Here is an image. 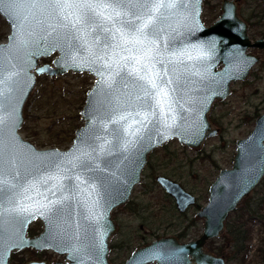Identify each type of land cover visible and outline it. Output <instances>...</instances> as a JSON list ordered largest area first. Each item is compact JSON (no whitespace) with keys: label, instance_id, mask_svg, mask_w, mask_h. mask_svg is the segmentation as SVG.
Wrapping results in <instances>:
<instances>
[{"label":"water","instance_id":"95a60500","mask_svg":"<svg viewBox=\"0 0 264 264\" xmlns=\"http://www.w3.org/2000/svg\"><path fill=\"white\" fill-rule=\"evenodd\" d=\"M203 2L177 0L166 18L154 25L162 30L163 43L157 40L160 56L151 55L164 61L155 63V71H162L167 65L169 78H178L172 85H164L168 91L177 89L171 96L179 99V103L173 105L175 110L171 114L165 107L164 96L160 97V105L144 97L140 87L144 82L137 77L142 64L136 65L134 71L130 61L122 60L127 67L109 76V57L115 62L120 57L142 56L148 47L147 42L120 46L121 35L132 34L133 25L128 23L133 19L131 13L113 16L111 22L97 16V22L83 32L79 30L81 25L75 29L71 25L60 27L57 36V32L48 34V25L67 21H61L54 8L44 6L41 12L37 11L41 6L27 2L10 4L4 0L0 4V17L9 27L6 43L0 44V71L5 75L18 73L10 85L11 104L9 94L6 93L5 99L6 109L15 106L16 125L14 128L6 125L0 133L5 144L3 172L10 180L15 177L16 200L21 206L32 205L29 212L34 213L5 212L0 233V264H9L10 254L25 248L51 250L64 258L65 263L55 264H110L107 245L116 233L112 213L129 201L141 183L149 155L173 140L198 150L207 139L218 135L219 130L209 121L211 108L230 96L233 84L248 79L261 60L248 50H264V39L251 41L248 37V26L238 15V0H221L220 15L209 27L201 18ZM13 16L20 24L18 38ZM141 23L135 20V24ZM152 27L145 31L151 33ZM152 38L150 35L149 39ZM125 48H131V53ZM54 55L50 64H40V60ZM96 68L104 70L111 86L101 84V76L93 70ZM69 72L94 78L80 111L83 125L75 131L68 149H38L20 135L25 105L37 77L55 78ZM149 112L155 113L153 123L139 136H133ZM73 153L79 157L76 166L64 160L62 167L68 178L63 179L62 190L53 194L50 189L55 182L48 177L55 175L56 164L62 158ZM263 179L264 114L256 118L246 138L235 142L230 169L220 170L209 186L207 202L196 214L202 221L200 236L187 243H180L174 236L158 238L134 250L123 264H225L224 259L208 253L205 246L223 236L228 216ZM155 182L172 199L178 212L183 213L195 204V197L179 183L163 176H157ZM49 200L60 203L51 211L39 209L35 204ZM4 204L6 208L14 206L7 199ZM36 220L42 223L43 231L38 237L27 238V229ZM87 244L94 245L96 252H91Z\"/></svg>","mask_w":264,"mask_h":264},{"label":"rangeland","instance_id":"374dc122","mask_svg":"<svg viewBox=\"0 0 264 264\" xmlns=\"http://www.w3.org/2000/svg\"><path fill=\"white\" fill-rule=\"evenodd\" d=\"M238 1V15L249 25L250 38H264V0ZM220 2L204 0L201 18L206 27L211 26L219 17ZM8 35L9 27L0 17V44L6 43ZM256 53V50L250 51V54ZM261 55L264 56V51ZM54 58L55 55L42 59L40 64H50ZM93 83L94 78L90 75L71 72L55 78L37 77L36 86L24 108L21 137L32 142L38 149H68L75 131L83 125L80 111L86 92ZM262 114L264 63L255 66L247 81L235 84L226 100L213 104L209 121L219 130L216 137L207 139L198 150L188 149L173 140L165 144L164 149L161 147L152 152L155 155L150 160V166L144 169L141 184L133 190L128 205L112 213L119 231L112 237L111 243H123L125 248L119 257L113 256L116 261L113 264H123L133 249L145 246L157 237L180 234L198 210L190 209L182 221L172 217L167 210V196L151 176H163L179 183L195 196L196 204L203 207L207 202L208 188L219 171L230 169L232 165L235 142L248 136L256 118ZM39 226L40 231L43 230L41 222L30 230L35 231ZM200 233L201 223L198 230H189L186 239L198 238ZM208 243H223V236ZM250 243L251 253L245 264H264L261 254L264 249V231L257 225L252 228ZM33 257V253L23 252L21 256H12V263L16 264L18 258L36 260ZM40 261L48 264L65 263L63 257H57L53 252L42 253ZM230 264L239 263L236 261Z\"/></svg>","mask_w":264,"mask_h":264},{"label":"snow or ice","instance_id":"6c2138e0","mask_svg":"<svg viewBox=\"0 0 264 264\" xmlns=\"http://www.w3.org/2000/svg\"><path fill=\"white\" fill-rule=\"evenodd\" d=\"M4 0H0V4H2ZM11 3H22L27 2L32 4L33 6H41L37 9V11H43L44 6L52 7L57 11V14L61 21H67V23H62L61 25H48L49 35L53 32H57V29L69 28L71 25L72 29H75L77 25H81L80 31L83 32L85 28L91 27L92 24L96 23V18L99 16L101 19H105L108 22H111L113 16L119 17L122 14L124 16H128L131 13L133 19L128 21L129 24L133 25V31L131 36L127 34H122L120 37L121 47L124 44L131 43L133 45L144 44L147 42L148 47L146 48L144 55L142 56H129V57H120V60L113 62L112 57L108 59V66L110 67L109 76L113 74H118L120 68H126L127 64H122V60L130 61L136 71L135 66L141 65L142 68L140 71H137V77L140 81L144 83L140 85L143 90L144 97H148L152 100H155L157 105L161 104L160 97H165V107L167 112L171 114L174 112V104L179 103V99H173L171 93H174L177 89L172 88L170 91L166 90L164 85H172L178 78H169L167 65L164 66L162 71H155V63L164 64L162 59L155 60L154 56H160L161 48L157 43V40L160 43H163V35L161 34L162 30H158L154 25L162 21L166 18V13L168 10L174 8L176 6L177 0H8ZM131 5V7H129ZM105 12L108 13L105 16ZM13 23L17 28L16 37L18 38L20 35V24L17 23L16 18L13 16ZM135 20H141V24H135ZM83 21V24H82ZM153 26L152 32H146L145 28ZM152 35L153 38L149 39V36ZM57 36H59V32H57ZM107 42V41H106ZM111 46V45H109ZM71 47V45H69ZM125 51L131 53V48H125ZM2 51V50H0ZM151 54H154L151 55ZM118 55V54H117ZM75 58H73L74 60ZM95 63V59L92 61ZM97 72L98 75L101 76V84L110 85L109 80L105 77L104 70L100 68L93 69ZM18 75V73L12 72L8 75H5L2 71H0V133L3 132V129L6 125L10 127H15L16 125V109L15 106H11L6 109L5 99L6 93L9 94V104H11L10 100V85L13 83V78ZM140 99V97H138ZM161 111H164V108H161ZM155 113L149 112L147 113L141 120V127L136 129L132 135L139 136V134L144 131L153 123V116ZM173 122L175 121V117H171ZM171 126V125H168ZM132 141H130L131 143ZM77 151H80L77 149ZM84 155H88L87 152L83 153ZM5 157V144L2 135H0V233L3 232V224L5 218V212H8L9 215L12 213H24L29 212L32 205L25 204L21 206L18 200H16V185L13 183L15 177L10 180L3 172V161ZM67 159L69 164L72 167H75V160H78L79 157L75 156V153L72 154L71 157L62 158L60 162L56 164V172L55 175L49 176L48 179L53 180L55 183L52 185L50 191H53L55 194V190H62L63 184L62 181L65 178H68L66 175V169L62 167L64 160ZM70 170V169H69ZM8 200L13 202L14 206L12 208H6L4 201ZM28 199H32L29 197ZM60 203L57 200H49L47 203L42 201H35V204L38 205L39 209H44L46 211H51L52 208ZM29 214H34L30 213ZM42 214H44L42 212ZM95 215V213H93ZM74 251H80V249H73ZM73 259H77L76 256Z\"/></svg>","mask_w":264,"mask_h":264},{"label":"flooded vegetation","instance_id":"af4514ba","mask_svg":"<svg viewBox=\"0 0 264 264\" xmlns=\"http://www.w3.org/2000/svg\"><path fill=\"white\" fill-rule=\"evenodd\" d=\"M204 3V2H203ZM220 15V14H219ZM218 19V18H217ZM244 21V20H243ZM246 24H247V22L246 21H244ZM247 26H248V28H249V25L247 24ZM247 34H248V37L250 38V36H249V33H248V29H247ZM259 39H264V38H259ZM259 39H254V40H252L251 38H250V40L251 41H255V40H259ZM252 50H256V49H250V50H248V52L250 53V51H252ZM257 51V53L256 54H254V55H258V56H260L261 57V60L256 64V65H262L263 63H264V56L263 55H261V52L262 51H264V50H262V51H258V50H256ZM255 65V66H256ZM255 66L252 68V70L255 68ZM251 70V71H252ZM250 74H251V72H250ZM250 76V75H249ZM249 78V77H248ZM248 80V79H247ZM246 80V81H247ZM239 83H244V82H237V83H235V84H239ZM235 84H233L232 85V87L235 85ZM231 87V88H232ZM148 162V161H147ZM146 167V166H145ZM145 169V168H144ZM143 172H144V170H143ZM142 176H143V173H142ZM141 184V183H140ZM139 184V185H140ZM138 185V186H139ZM183 188V187H182ZM184 189V188H183ZM185 190V189H184ZM186 191V190H185ZM164 193V192H163ZM165 194V193H164ZM191 194V193H190ZM193 195V194H192ZM167 196V195H166ZM168 197V196H167ZM195 197V196H194ZM169 199H171L170 197H168ZM130 201V200H129ZM129 201L124 205V207H126L127 205H128V203H129ZM171 201H172V199H171ZM173 202V201H172ZM173 205H174V202H173ZM123 207V206H122ZM174 208H175V210H176V212H177V214L179 215V217H180V220L179 221H182L181 219H183V217H185L186 216V214H187V212L190 210V209H193V208H198V210H197V212L195 213V216H194V218L191 220V221H189V222H187V224H186V226L181 230V232H180V234L178 233L177 235H167V236H174V237H176L177 239H178V241L180 242V243H187V242H189V241H193V240H195V239H197V238H195V239H191V240H187L186 239V237H187V234H188V232H189V230L190 229H196V230H198L199 229V224L201 223V230H202V221L200 220V219H198L197 217H196V214L198 213V211L202 208V207H199L197 204H196V198H195V204L193 205V206H191V207H189L188 209H186L183 213H180V212H178L177 211V209H176V207H175V205H174ZM117 210V209H116ZM231 215V214H230ZM229 215V216H230ZM229 216H228V218H229ZM228 218H227V220H228ZM112 220H113V218H112ZM114 221V220H113ZM178 221V225H179V222ZM114 223H115V225H116V233H115V235L118 233V231H119V229H118V226H117V223L114 221ZM226 224H227V221H226ZM226 224H225V227H226ZM34 225H40V220H36L35 222H33L30 226H29V228L27 229V238H34V237H38L39 235H40V233L43 231V230H41L40 231V226H39V228L38 229H36L35 231L34 230H30ZM201 234V233H200ZM200 236V235H199ZM165 237V236H164ZM179 237H181V238H179ZM159 237H157V238H155V240L156 239H158ZM149 243H147V244H145V246L146 245H148ZM88 245V244H87ZM144 246V245H143ZM142 246V247H143ZM251 243H207L206 244V251L208 252V253H210V254H212V255H214L215 257H218V258H222V259H224V261H225V264H230V263H232V262H235V261H243L244 262V264H245V262H246V260L248 259V257H249V255H250V253H251ZM88 247L90 248V251L91 252H93V253H95L96 252V247H94V245H92V244H89L88 245ZM107 247H108V250H109V254H108V262L110 263V264H113L114 262H116L115 261V259H113V256L115 255L116 257L118 256H120V254L124 251V247H123V243H111V241H110V243H108V245H107ZM141 247V246H140ZM140 247H138V248H140ZM138 248H135V249H133L131 252H130V254H129V256L131 255V253L134 251V250H136V249H138ZM87 250V249H86ZM101 250V249H100ZM89 250H87V252H88ZM23 252H27V253H33L34 254V257L33 258H35L36 260H25V259H23V258H18L17 260H16V264H27L28 262H37V263H40V255L42 254V253H46V252H53V251H51V250H44V251H36V250H33L32 248H25V249H23V250H21V251H16V252H12L11 254H10V258H9V264H14V263H12L13 262V260H12V256H14V255H17V256H21V254L23 253ZM86 252V253H87ZM53 253H55V252H53ZM92 253V254H93ZM56 254V253H55ZM97 254V253H96ZM261 254H262V257H263V261H264V249L261 251ZM57 255V254H56ZM57 257H58V255H57ZM129 258V257H128ZM127 258V259H128ZM233 258H235V260H233ZM126 259V260H127ZM125 260V261H126ZM124 261V262H125Z\"/></svg>","mask_w":264,"mask_h":264},{"label":"trees","instance_id":"16d2710c","mask_svg":"<svg viewBox=\"0 0 264 264\" xmlns=\"http://www.w3.org/2000/svg\"><path fill=\"white\" fill-rule=\"evenodd\" d=\"M154 155L155 153H152L148 157L147 168L150 166V160ZM154 177L155 175L151 176V179L155 180L157 176ZM165 198L169 201L167 210L170 215L180 220L171 199L168 197ZM254 225L259 226V228L264 231V179L250 197L229 216L225 227V235H223V243H250ZM233 260H235V258H233ZM237 262L239 264H244L243 261Z\"/></svg>","mask_w":264,"mask_h":264}]
</instances>
